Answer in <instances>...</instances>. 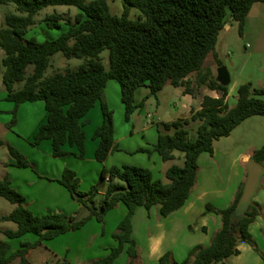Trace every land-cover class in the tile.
I'll return each mask as SVG.
<instances>
[{
    "label": "trees",
    "instance_id": "trees-1",
    "mask_svg": "<svg viewBox=\"0 0 264 264\" xmlns=\"http://www.w3.org/2000/svg\"><path fill=\"white\" fill-rule=\"evenodd\" d=\"M123 1L125 11L117 16L111 13L107 0H0L3 5L15 4L17 11L6 17L0 29L6 100L16 108L27 102L45 104V118L33 136L32 145L50 141L54 158L68 155L65 147L69 146L75 150L70 154L84 159L86 118L99 104L103 121L94 136L99 141L95 159L104 163L119 151L113 111L105 99V89L111 80L119 83L127 121L144 107L148 98L157 97L168 84L184 88L185 95L195 96L196 90L190 80L193 74L199 75L198 87L206 86L220 92L221 96H205L202 108L188 120L159 125L158 141L153 149L137 151L149 155L157 153L164 162L174 161L175 152L183 154V165L174 164L166 171L167 182L154 179L148 168L126 164L103 168L99 182L88 193L79 191L81 179L74 170L67 168L60 179H50L64 186L74 200L90 210V215L84 219L61 212L36 216L9 178L0 180V197L16 206L10 215H0V223L17 225V230H0V234L11 241L29 234L37 237L35 242L26 241L15 251L9 241H1L0 264L16 260L18 264H29L31 250L64 234L80 231L91 219L104 222L105 215L119 205L125 207L126 214L119 223L118 232L113 234L117 246L94 264H117L124 252L131 259L130 264H134L139 257L132 223L136 211L141 207L150 211L159 206L160 215L168 217L183 208L197 184L200 156L213 155L215 141L230 136L245 120L264 117V87L242 84L238 88L236 105L230 107L226 102L229 87L220 84L210 70L200 73L209 55L214 54L217 59L216 46L227 24V15L231 14L242 33L253 6L264 0ZM59 6L81 11L75 17V25L67 20L70 28L56 39L43 42L34 37L28 39L30 29L37 25V16L49 7ZM132 7L139 9L144 18L132 20ZM62 20L63 17L56 13L45 19L50 29H61ZM105 51L109 52V68L102 57ZM58 53L83 62L75 71L59 72L46 78L52 58ZM217 63L218 67L223 66L218 59ZM30 67L32 72L28 74ZM18 85L22 87L17 89ZM146 86L150 94L141 104H136V91ZM191 122L199 123L195 139L189 138ZM8 148L15 167H31L19 150ZM252 160L264 167V146L255 151ZM105 185V195L97 207L94 198ZM243 190L244 184L227 208L206 204L205 213H215L222 220V227L214 233L209 245L195 246L181 263L174 261L172 253L168 252L160 258L159 264H225L228 258L240 253V243L255 246L250 228L261 215V206L252 199L246 208L240 209ZM65 263L69 264L67 260Z\"/></svg>",
    "mask_w": 264,
    "mask_h": 264
},
{
    "label": "rangeland",
    "instance_id": "rangeland-1",
    "mask_svg": "<svg viewBox=\"0 0 264 264\" xmlns=\"http://www.w3.org/2000/svg\"><path fill=\"white\" fill-rule=\"evenodd\" d=\"M91 1L93 0H88V2ZM107 2L113 15L121 16L124 13L125 3L123 0H107ZM16 12L15 4L3 5L0 3V29L4 26L6 17ZM80 12L75 7H49L37 16V25L30 29L27 38L34 37L39 42L56 39L70 28L67 20L70 19L72 25H75V17ZM54 13L61 15L64 19L60 22L61 29H50L47 26V22L45 21L46 17ZM130 18L132 20H138L144 18V15L139 9L132 7L130 10ZM218 40V49L221 58L224 63L233 65L232 71L236 77L241 74L247 75L255 65L257 66L263 63L264 3L255 5L246 19L242 33L240 32L239 24L233 20L229 13L227 15V24L221 31ZM102 57L105 66L109 68V52H103ZM3 58L4 51L0 48V180L6 177L10 180L12 175L15 178V186L12 185L13 188L16 187L15 189L24 196L26 201L25 205L36 216L61 212L68 216H76L78 219H84L90 215V210L84 204L72 199L69 191L55 181H37L33 186H28L26 180L29 176H58L61 173L60 171L65 167V169L68 168L77 172L78 177L81 179L79 191L88 193L99 182V174L103 168L110 169L113 166H121L124 164L148 168L142 165L143 161L148 158L150 159L156 153L152 155L134 153L140 149H153L156 144L155 138L158 135L157 127L159 125L177 120H185L189 118L191 109L198 106V102L192 101L191 98L188 101L183 99L181 88H176L168 84L157 97H150L144 111L142 108L138 109L132 115L131 120L127 121L125 118V108L121 100L119 83L117 81H110L106 91L107 103L113 111L115 139H117L116 143L118 148L120 150L122 149V152H114L111 159L104 164L90 161L89 152L87 151H93L92 155H94V150H91L90 146L92 141L94 142L96 140L94 138L95 130L94 134L88 136L89 141L85 143L86 160L75 157L54 158L50 153V141H43L38 146L31 144L36 129L44 121L45 104L43 102L25 103L16 108L14 103L6 100L7 92L3 84ZM82 62L79 59H67L61 53H58L53 56L51 66L47 69L45 77H51L59 72L75 71ZM206 62L204 68H212L216 72L215 76L217 77L218 69L215 58L210 55ZM27 72L31 74L32 67ZM192 78V82L195 79L198 80L199 75L194 74ZM21 87L22 85H18L17 89ZM201 87L203 86L195 87L196 92L199 94H201ZM95 109L100 110V105L97 104L91 110L93 114L91 117L92 122L88 121L85 126L90 130L88 134H91V130L95 125ZM151 121L155 125H151ZM198 126L199 123L197 122H191L188 126L190 139L197 137ZM149 145H152V147H149ZM9 146L19 150L31 163V167L15 171L20 174L18 179H16L14 173L11 174V172L9 173L4 168L5 164L12 159L8 148ZM175 155L176 159L174 161L164 162L162 159H159L160 161L151 163V171L154 179H161L167 182L166 171L168 168L174 164L183 165V154L175 152ZM207 166L208 163L202 164L199 168V171L202 169L199 178L202 184L205 183L203 179L206 177ZM215 166L217 167L220 184H222V178L227 177V171L223 172L221 166L216 163ZM208 199H212V196H209ZM94 201L96 206L99 207L102 199L96 196ZM120 206L121 209L115 208L108 212L105 215L104 222L91 219L76 235H72L74 233L65 234L52 241H46L41 246L31 250L28 254L29 264H67L65 260L69 264H94L98 260L106 257L110 253V249L117 246V241L113 238V234L118 232L119 223L123 219L122 212L124 210L126 211L122 205ZM15 208L16 206L7 199L0 197L1 216L10 215ZM142 219L141 215L137 214L136 229L139 241H142L146 237L149 229L143 223ZM0 230H17V225L14 222H2L0 223ZM95 234L96 236H94ZM36 240L37 237L32 234L19 240H12V251L18 249L26 241L35 242ZM1 241L9 240L4 234H0ZM105 248L108 250L105 251ZM180 252L178 248L177 255ZM58 255L59 257L57 258ZM130 260L125 252L120 255L117 264H130ZM18 262L19 260H16L11 264H18Z\"/></svg>",
    "mask_w": 264,
    "mask_h": 264
},
{
    "label": "crops",
    "instance_id": "crops-1",
    "mask_svg": "<svg viewBox=\"0 0 264 264\" xmlns=\"http://www.w3.org/2000/svg\"><path fill=\"white\" fill-rule=\"evenodd\" d=\"M255 5L253 6L252 10L254 9ZM252 10L250 11V13L252 12ZM218 44H219V40L215 51L217 59L223 64V66H225L228 69L231 76V84L229 86L226 102L229 104L230 107H234L237 103L238 88L242 84L252 83L255 88L264 87V62L258 64L257 66L255 65L252 69H250L247 75L241 74L236 77L232 71L233 65L223 62L220 55V51L218 49ZM211 56L215 58L214 54H211ZM217 59L215 58V62L218 69L219 67H218ZM208 70H210L212 74L215 75L216 72L212 68L211 69L203 68V70L200 73L204 74ZM192 76H190L191 81L193 79ZM111 81H115V80H111ZM193 82H194L193 87L195 88L197 86V80L195 79ZM107 87L105 89V99L108 102L106 95ZM113 88L115 87L113 86ZM180 88L182 90L181 92L182 97L185 101H188L189 98H191L192 101L198 102V106L196 108L193 107L191 109V114L189 118L185 120L190 119L194 112L202 108V100L205 96H209L212 98H219L221 96L220 92L215 90H210L206 86L201 87L200 89L201 94L196 92L195 96L185 95L184 88L182 87ZM149 94H150V90L147 86L138 89L135 93L136 104H141L142 100ZM120 95H121V90H120ZM149 99L150 98L146 100L144 107H142L143 111L146 109V105L149 102ZM27 103H31V102H27ZM92 115H93L92 112H90L86 119L88 121H91ZM94 117L96 121L94 123L95 125L91 130V134H88L90 130L87 127H84V131L86 134V142L89 141L88 136L94 134L95 130L101 125L103 121L101 109L100 110L95 109ZM150 123L151 125H155L153 121H151ZM155 141L157 143L158 135L156 136ZM98 143H99L98 140H94V142L92 141V144L90 146L91 150H94V155H92L93 151L91 152L90 150L87 151L89 152L88 154L90 156V161H96L95 151L98 147ZM150 146L152 147V145H149V147ZM263 146H264V117L262 116L251 117L245 120L241 125H239L231 133L230 136L215 141L213 155L204 153L200 156L199 167H201L202 164L208 163V166L206 168V177H204L203 179L205 183L202 184V182L199 180L200 175L202 173V169H201V171H199L197 184L189 200L187 201V203L183 208L172 213L168 217H162L160 215L159 206L153 207L150 211H147L144 207L139 208L136 211V214L134 215L132 220L133 238L137 243V249L139 251V257L134 261V264H159L160 258L168 252L172 253V259L174 261L181 263L186 259V256L189 254L190 250L195 246L209 245L214 233L217 232L222 227V220L221 217L215 213H205L206 204L214 203L213 205L218 209L227 208L232 204L239 188L243 184L245 185L247 181L248 163L252 160L255 151ZM65 150L69 152V154L60 158L75 157L74 155L70 154V152L75 151L74 149L70 148L69 146H66ZM117 152H122V149L121 150L119 149V151ZM50 153L52 155V147ZM137 153L139 152H135L134 154ZM111 156L112 154L105 162L109 161L111 159ZM159 159H161V157L157 153L153 154L150 157V159L148 158L147 160H144L142 165L152 170L151 163L152 162L156 163L160 161ZM81 160H86V156L84 159ZM13 163H15V160L12 158L9 162L5 164L4 168L8 170L9 173L10 172L11 174L14 173V175H16V179H18L19 178L18 176H20V174L15 171H18L20 169H27V168L15 167ZM104 163H100V164H104ZM215 163L221 166V170L223 172L227 171V177L222 178V184H220L219 176L217 174V167L215 166ZM64 171H65V167L60 171L61 172L59 173L60 175L58 176L54 175L53 177H51L50 175H36L35 177L29 176V178H27L26 180V183L28 186H33L35 183H37V181L46 182V181H50V179H60ZM101 172L99 174V177L101 175ZM14 180L15 178L12 177L11 175L10 181L13 186H15ZM105 191H106V185L101 188V191L98 193L97 196L103 199L105 195ZM209 196H212V199H208ZM253 201L260 204L261 206V215L257 217L256 221L252 224L250 228V232L255 242V246H252L251 244L244 242L240 243L239 244L240 253L238 255H234L228 258L225 261V264H264V172L260 179L259 188L257 189L255 196L253 197ZM120 207L121 206L119 205L118 207H116V209L117 208L121 209ZM125 214L126 211L124 210L122 212V216L124 217ZM137 214L141 215V217L143 218L142 219L143 223L147 225L149 228L146 237L142 239V241H139V237H137V229H136ZM78 232L79 231L71 232V233H74L72 235H76ZM71 233H67V234H71ZM94 236H96V234ZM9 242L11 243V240H9ZM178 248L181 251L179 255H177L176 253ZM104 250L106 251L108 249L105 248ZM58 257L59 255L57 256V258ZM129 262L131 263V260Z\"/></svg>",
    "mask_w": 264,
    "mask_h": 264
},
{
    "label": "water",
    "instance_id": "water-1",
    "mask_svg": "<svg viewBox=\"0 0 264 264\" xmlns=\"http://www.w3.org/2000/svg\"><path fill=\"white\" fill-rule=\"evenodd\" d=\"M217 80L223 86L229 87L231 84V76L228 69L225 66H221L217 71ZM248 177L244 185L242 197L239 202V208H246L253 197L255 196L257 189L260 185V179L264 172L261 165L251 160L247 165Z\"/></svg>",
    "mask_w": 264,
    "mask_h": 264
}]
</instances>
